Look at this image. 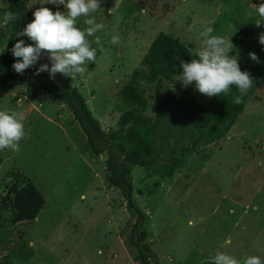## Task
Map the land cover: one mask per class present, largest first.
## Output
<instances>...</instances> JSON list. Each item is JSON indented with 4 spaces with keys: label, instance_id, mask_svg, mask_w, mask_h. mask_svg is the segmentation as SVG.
<instances>
[{
    "label": "rangeland",
    "instance_id": "obj_1",
    "mask_svg": "<svg viewBox=\"0 0 264 264\" xmlns=\"http://www.w3.org/2000/svg\"><path fill=\"white\" fill-rule=\"evenodd\" d=\"M26 1L32 13L39 7L66 11L63 6L40 5V0ZM260 2L101 0V10L90 14L105 25L88 37L97 49L95 63L86 65L82 77H54L83 92L108 133L120 126L124 110L139 105L122 94L126 83H135L143 92L147 101L140 107L153 119L160 114L154 104L168 88L180 99L161 122L163 148L155 153V162L129 165L134 199L146 213V240L157 257L152 264H204L217 251L240 264L248 256L264 260V79L226 135L193 145L189 122L212 97L194 85L182 87L175 80L178 74L150 80L142 61L159 31L196 50L202 45L199 33L207 27L214 29L212 35L231 39L235 47L230 55L237 56L256 27L254 5ZM7 5L8 0H0V53L10 30L9 23H3ZM83 20H77L81 29L86 27ZM112 36H119V43L112 44ZM44 63L51 66L46 57L34 66ZM135 69L141 73L134 76ZM20 79L12 88L0 84V110L25 115L20 151H0V193L3 174L14 166L35 182L46 201L33 220L13 223L7 214L0 217V264L5 253L19 245L30 254L13 258L12 264H140L129 239L136 216L120 188L109 183L106 153L85 149V131L67 102L46 89L33 90L28 72ZM176 138L185 147L184 163L171 178L159 175L154 166L168 163V140ZM229 238L231 243L225 245Z\"/></svg>",
    "mask_w": 264,
    "mask_h": 264
},
{
    "label": "trees",
    "instance_id": "obj_2",
    "mask_svg": "<svg viewBox=\"0 0 264 264\" xmlns=\"http://www.w3.org/2000/svg\"><path fill=\"white\" fill-rule=\"evenodd\" d=\"M8 11L16 13L19 18L15 22H9L10 30L3 51L0 53V84L5 88H12L21 82V74L16 73L12 68L17 58L13 57L11 49L19 39L30 44L27 37L17 36L16 33L21 32L25 25L31 22L33 13L26 0H8ZM261 33H264V26L254 27L252 36L237 54L241 70L251 74L253 87L242 97V102L239 104L234 103V97L240 95L234 87L227 95L213 96L201 112L189 122L188 133L193 145L199 140L212 142L226 135L244 109L249 95L264 79V45L259 43ZM193 52L191 46L178 37L159 31L142 56L143 63L149 67L143 72L150 80L173 77L182 71L179 68L180 61L187 62L196 58L191 55ZM250 52L257 55L259 63L249 57ZM38 67H30L24 72L31 75L32 89H46L55 98L67 102L74 118L85 131V149L90 154L106 153L105 167L108 170L109 183L120 188L127 200L128 210L136 216L129 239L137 250V259L140 264H152V260L156 261L157 257L146 240V213L134 199L133 176L129 165L151 166L155 162V153L163 148L160 146L158 136L161 122L170 111L172 112V105L179 103L180 99L173 95L172 88H168L154 104V109L160 114L153 119L140 107V104H145L147 101L143 92L135 83H126L121 88L122 94L139 105L124 110L119 117L120 126L108 133L100 119L93 113L83 92L76 85L70 83L62 85L54 78H50L48 72L37 75ZM139 73H141L139 69L133 71L134 76ZM184 95L191 97L188 90H185ZM168 147L170 160L167 164L160 163L154 166V170L159 175L171 178L177 167L184 163L186 154L185 147L177 138L168 140ZM2 178L4 186L3 192L0 193V217L7 214L13 223L35 219L46 201L35 182L14 166L9 167ZM29 254L30 252L24 251L22 246H14L5 253L2 264H12L13 258L27 257ZM209 261L210 259H207L204 264H208Z\"/></svg>",
    "mask_w": 264,
    "mask_h": 264
},
{
    "label": "clouds",
    "instance_id": "obj_3",
    "mask_svg": "<svg viewBox=\"0 0 264 264\" xmlns=\"http://www.w3.org/2000/svg\"><path fill=\"white\" fill-rule=\"evenodd\" d=\"M54 4L63 6L66 11H55L47 7H39L33 12V20L25 25L17 36H25L33 43L26 44L23 39L17 40L11 49L14 58L13 70L23 74L25 70L37 64L41 57H46L50 62L40 64L36 74L48 72L50 78L56 74L70 77L72 80L82 77L88 71L89 62L95 63L97 49L92 47L88 37H94L98 31L105 27L103 23H97L95 13L101 10V0H40V5ZM257 27L264 26V0L254 5ZM84 17L86 26L81 29L77 26L78 18ZM18 15L11 11L3 15V23L15 22ZM214 29L207 27L199 33L202 38L200 48L194 50L191 55L196 58L190 61H180L179 72L175 80L182 87L194 85V89L207 97L227 95L232 88L238 90L239 96L234 97V103L242 102V97L253 87L251 74L242 71L239 65V57L230 55L234 45L231 39L223 36L212 35ZM119 36H112L111 43H119ZM95 43L100 45L99 37H95ZM259 43L264 45V33L259 35ZM249 57L259 63V58L254 52ZM23 112L14 110H0V151L11 149L20 151L19 142L25 136ZM231 243L226 239L225 245ZM208 264H240L234 256L217 251ZM243 264H264L259 256H248Z\"/></svg>",
    "mask_w": 264,
    "mask_h": 264
}]
</instances>
